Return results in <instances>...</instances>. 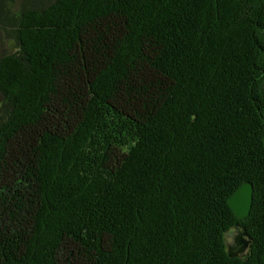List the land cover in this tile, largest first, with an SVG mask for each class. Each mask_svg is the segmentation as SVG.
<instances>
[{
  "label": "trees",
  "instance_id": "obj_1",
  "mask_svg": "<svg viewBox=\"0 0 264 264\" xmlns=\"http://www.w3.org/2000/svg\"><path fill=\"white\" fill-rule=\"evenodd\" d=\"M13 25L0 264H264V0H47Z\"/></svg>",
  "mask_w": 264,
  "mask_h": 264
},
{
  "label": "rangeland",
  "instance_id": "obj_2",
  "mask_svg": "<svg viewBox=\"0 0 264 264\" xmlns=\"http://www.w3.org/2000/svg\"><path fill=\"white\" fill-rule=\"evenodd\" d=\"M47 0H0V59L7 55L15 52L17 50V43L15 40L13 23L15 19L23 10L24 7H35L42 3H46ZM0 107H1V96H0ZM229 236L232 233H228ZM244 237L238 230L233 237V243L227 244L232 250L239 247L238 239ZM249 248L244 254L248 253Z\"/></svg>",
  "mask_w": 264,
  "mask_h": 264
},
{
  "label": "water",
  "instance_id": "obj_3",
  "mask_svg": "<svg viewBox=\"0 0 264 264\" xmlns=\"http://www.w3.org/2000/svg\"><path fill=\"white\" fill-rule=\"evenodd\" d=\"M254 203V185L251 182H246L236 193L230 198L229 204L234 213L240 218H247L253 208ZM239 247L232 251L229 249L230 257H240L251 246V240L244 238L238 239Z\"/></svg>",
  "mask_w": 264,
  "mask_h": 264
},
{
  "label": "clouds",
  "instance_id": "obj_4",
  "mask_svg": "<svg viewBox=\"0 0 264 264\" xmlns=\"http://www.w3.org/2000/svg\"><path fill=\"white\" fill-rule=\"evenodd\" d=\"M229 232L232 233L231 236H229V235H227V234H225V235L223 236V242H224L225 244H232V243H233V237H234L235 234H236V229H235L234 227H230V228H229Z\"/></svg>",
  "mask_w": 264,
  "mask_h": 264
},
{
  "label": "flooded vegetation",
  "instance_id": "obj_5",
  "mask_svg": "<svg viewBox=\"0 0 264 264\" xmlns=\"http://www.w3.org/2000/svg\"><path fill=\"white\" fill-rule=\"evenodd\" d=\"M239 231V230H238ZM241 233V231H239ZM229 247V246H228ZM230 250H232L230 247H229ZM236 250V249H235ZM235 250H232V251H235Z\"/></svg>",
  "mask_w": 264,
  "mask_h": 264
}]
</instances>
